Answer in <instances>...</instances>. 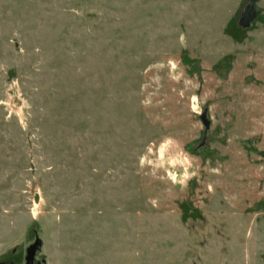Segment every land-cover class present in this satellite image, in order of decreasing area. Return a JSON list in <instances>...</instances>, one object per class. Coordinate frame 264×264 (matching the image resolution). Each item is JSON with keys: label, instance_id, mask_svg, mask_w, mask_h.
<instances>
[{"label": "rangeland", "instance_id": "rangeland-1", "mask_svg": "<svg viewBox=\"0 0 264 264\" xmlns=\"http://www.w3.org/2000/svg\"><path fill=\"white\" fill-rule=\"evenodd\" d=\"M33 243L264 264V0H0V264Z\"/></svg>", "mask_w": 264, "mask_h": 264}, {"label": "water", "instance_id": "water-1", "mask_svg": "<svg viewBox=\"0 0 264 264\" xmlns=\"http://www.w3.org/2000/svg\"><path fill=\"white\" fill-rule=\"evenodd\" d=\"M202 121L204 122L205 126H206V122L204 120V117L202 116ZM35 247H36V243H33L32 245H30L27 250H26V258H25V264H32L33 261V254L35 251Z\"/></svg>", "mask_w": 264, "mask_h": 264}]
</instances>
